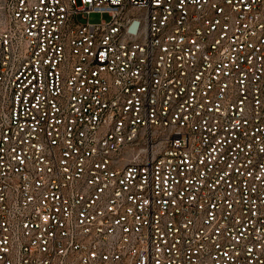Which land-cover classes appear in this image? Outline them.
<instances>
[{
    "label": "built area",
    "instance_id": "1",
    "mask_svg": "<svg viewBox=\"0 0 264 264\" xmlns=\"http://www.w3.org/2000/svg\"><path fill=\"white\" fill-rule=\"evenodd\" d=\"M0 264H264V0H0Z\"/></svg>",
    "mask_w": 264,
    "mask_h": 264
},
{
    "label": "rangeland",
    "instance_id": "2",
    "mask_svg": "<svg viewBox=\"0 0 264 264\" xmlns=\"http://www.w3.org/2000/svg\"><path fill=\"white\" fill-rule=\"evenodd\" d=\"M102 19L107 20L108 16L105 14L100 15L98 13H90L88 16L87 14H83V16L81 14L77 15V20L81 23H85L87 20L89 22L95 23V22H99Z\"/></svg>",
    "mask_w": 264,
    "mask_h": 264
}]
</instances>
